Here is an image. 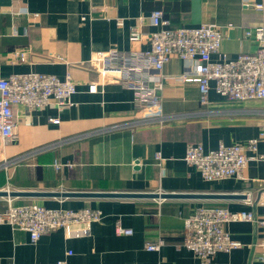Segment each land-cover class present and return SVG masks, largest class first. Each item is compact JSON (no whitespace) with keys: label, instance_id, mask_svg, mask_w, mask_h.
I'll return each mask as SVG.
<instances>
[{"label":"crops","instance_id":"1","mask_svg":"<svg viewBox=\"0 0 264 264\" xmlns=\"http://www.w3.org/2000/svg\"><path fill=\"white\" fill-rule=\"evenodd\" d=\"M264 0H0V78L43 72L77 84L73 104L29 109L16 105L11 137L0 136V190L37 192L15 197L16 204L38 202L48 208H98L103 218L88 235L67 237L59 228L36 243L27 231L0 224V264H203L182 246L184 219L198 206L264 213V160H250L242 177L206 181L185 159L190 143L206 149L221 142L246 144L259 137L264 154V100L231 101L212 83L208 103L200 100L199 78H183L185 63L173 56L154 81L163 82V122H143L156 115L139 104L134 90L100 75L91 63L99 51L151 48L147 36L130 40L133 26L148 35L156 29L150 15L164 11L171 27L215 23L224 39L220 57L253 53L257 42L245 31L264 25ZM118 20L122 23L118 24ZM233 26H228L229 24ZM96 84L95 90L90 86ZM60 118L56 124L51 118ZM142 121V122H141ZM139 122V123H138ZM126 123L112 129L113 125ZM161 153V159L157 153ZM20 159V160H19ZM50 192L226 194L232 198L118 197L47 195ZM254 202H246V193ZM0 196V213L7 207ZM264 200L262 199V202ZM131 228L130 235L117 227ZM243 245L219 252L208 264H264V226L251 221L226 224ZM164 245L148 250L146 244Z\"/></svg>","mask_w":264,"mask_h":264},{"label":"built area","instance_id":"2","mask_svg":"<svg viewBox=\"0 0 264 264\" xmlns=\"http://www.w3.org/2000/svg\"><path fill=\"white\" fill-rule=\"evenodd\" d=\"M254 7L263 11L264 2H257ZM150 19L156 29L149 35L139 25L133 26L130 32V40L134 45L149 36L150 49L143 50L134 46L130 51H99L91 61L100 75L118 79L132 88L136 101L156 113L143 122L165 123L168 118L161 113L163 82L154 81L153 78L173 56L180 57L185 63L183 78L191 75L199 78L200 100L203 104L208 103L212 83L217 93L231 101L264 100V25L245 31L247 37H253L257 42L255 52L241 53L233 59L220 57L214 60L213 54L221 56L224 39L219 25L202 23L198 26L171 27L161 9L153 10ZM121 23L118 20V24ZM228 26L233 25L230 23ZM96 87V84H92L90 89L95 90ZM76 92L77 84L70 74L60 78L55 74L30 71L0 78V136L7 139L13 135L16 105L39 109L53 104L63 109L73 104ZM51 121L58 124L60 118H51ZM125 125H113L112 129ZM263 134L264 131L261 132ZM258 149L259 137L249 139L246 144L221 142L213 149H206L202 143L196 142L187 146L184 159L195 166L206 181L212 182L242 177L250 160H264V154H258ZM156 156L158 159L162 157L160 152ZM5 190L9 192L10 188ZM260 197L264 205V189ZM6 201V209L0 213V224L7 223L13 229L27 231L32 243L59 228L65 230L67 237L88 235L91 225L103 218V212L98 208H48L38 202L16 204L12 196H7ZM246 202H254L252 193H246ZM235 221H251L264 226V213L232 211L218 205L198 206L184 219L182 246L198 255L203 264H208L217 253L230 252L243 245L226 228L227 223ZM117 232L130 235L133 230L119 225ZM163 245L164 240L160 238L157 242L147 243L146 248L159 250ZM259 245L264 248V237ZM55 264L65 263L58 261Z\"/></svg>","mask_w":264,"mask_h":264},{"label":"water","instance_id":"3","mask_svg":"<svg viewBox=\"0 0 264 264\" xmlns=\"http://www.w3.org/2000/svg\"><path fill=\"white\" fill-rule=\"evenodd\" d=\"M44 193H37V192H23V191H7V190H0V196H22V195H41ZM47 195H64V196H118V197H162V198H170V197H198V198H232L236 195H226V194H170V193H81V192H50L45 193Z\"/></svg>","mask_w":264,"mask_h":264}]
</instances>
